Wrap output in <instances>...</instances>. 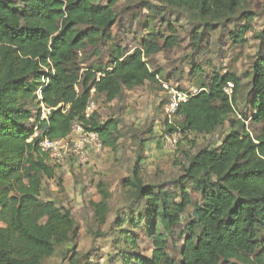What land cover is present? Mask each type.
Returning a JSON list of instances; mask_svg holds the SVG:
<instances>
[{"label":"trees","instance_id":"obj_1","mask_svg":"<svg viewBox=\"0 0 264 264\" xmlns=\"http://www.w3.org/2000/svg\"><path fill=\"white\" fill-rule=\"evenodd\" d=\"M248 1L158 0L159 7L150 1L144 6L153 19L162 8L187 14L204 27L196 35L202 39ZM118 3L0 0V264H45L71 243L70 251H76L79 226L71 209L45 194V180L57 178L58 164L41 151L39 141L45 136L65 138L80 122L99 133L104 147L116 150L123 135L121 122H101L98 111L85 116L91 90L111 103L127 90L159 82L162 70L151 57L179 43L169 25V35L150 31L131 50L119 42L111 44ZM244 15L245 26L230 34L234 43L254 30L253 13ZM254 39L257 50L242 118L236 109L242 79L219 71L177 113L185 139L189 134L212 135L228 123L220 144L182 150L183 173L160 184L144 181L142 158L137 157L124 181L130 206L113 223V264H264V27ZM105 45H110L105 66L81 65L80 57L89 48L96 53ZM198 71L195 68L192 76ZM228 82L235 84L232 96L224 89ZM41 101L53 108L48 122L36 119ZM248 122L258 129L250 130ZM35 125L41 135L31 140ZM145 144L141 140L142 149ZM189 188L199 192L200 202L193 201ZM107 189L99 184L101 200L90 204L98 224L108 220ZM189 207L194 212L183 219ZM169 241L175 245L172 252ZM146 242L148 248L142 245ZM70 261L79 262L76 256Z\"/></svg>","mask_w":264,"mask_h":264},{"label":"rangeland","instance_id":"obj_2","mask_svg":"<svg viewBox=\"0 0 264 264\" xmlns=\"http://www.w3.org/2000/svg\"><path fill=\"white\" fill-rule=\"evenodd\" d=\"M146 1L160 6L158 0H119L116 6L118 18L111 34V44L119 42L131 50L138 46L150 31L159 33V36H167L170 34L169 25L173 26L179 37L178 45L150 59L155 67L161 68L160 77L173 86L189 89L210 83L217 71L221 74L235 73L242 79L236 96L237 113L242 114L248 99L249 74L257 50L254 34L264 27V0H249L232 19L208 30L202 39L196 38V35L201 34L204 27L194 23L187 14L165 11L162 8L159 15L161 18L153 19L151 12L144 6ZM246 12L253 13L254 30L244 36L243 42L234 43L230 34L245 26ZM149 20V26L146 28L144 24ZM109 46L98 48L97 54L94 49L89 48L86 54L80 57L81 65L84 68L91 64L105 66ZM195 68L200 71L192 76ZM95 99L100 121L104 122L108 118L118 119L123 135L116 150L104 147L103 151L90 156L86 163L72 157L67 158L62 163H57V178L45 180V194L70 208L79 226L76 251H70L73 246L71 243L58 249L45 264H73L70 258L74 256L79 260L77 264H113L109 258L117 252L112 243L117 237L113 231V223L116 217L124 215L130 206L124 181L132 175L137 157L142 158L141 174L145 182H171L183 173L185 157L181 153L182 150L194 152L204 145L218 146L229 128L227 123L212 135L189 134L188 139H185V133L180 131L182 119L178 115L168 117L166 114L168 94L159 82L127 90L111 103L105 102L102 96H95ZM247 124L254 132L258 129L251 122ZM175 132L178 134L177 143L170 147L167 141ZM144 139L146 144L142 149L141 140ZM193 142L196 144L194 147ZM58 178L61 179V185ZM99 184H104L110 193V210L108 220L104 224H98L90 205L91 202L101 200ZM189 191L193 201L200 202L199 192L192 188H189ZM193 212L194 208L189 207L183 219H187ZM142 245L148 248L147 242ZM174 247L172 241H169L170 252Z\"/></svg>","mask_w":264,"mask_h":264},{"label":"built area","instance_id":"obj_3","mask_svg":"<svg viewBox=\"0 0 264 264\" xmlns=\"http://www.w3.org/2000/svg\"><path fill=\"white\" fill-rule=\"evenodd\" d=\"M82 56V53L79 54ZM102 73H98V79L101 77ZM45 85L48 83V80H43ZM159 83L161 84L164 91L168 94V102L165 106V111L168 117H173L177 115L180 106L187 102L191 97L199 94L202 89L198 87H191L189 89H182L179 86H173L169 81L159 78ZM235 88L233 82H228L224 89L225 91L232 96ZM96 89L91 90V97L88 102V105L85 110V116L90 118L97 110L98 103L95 99ZM39 98L42 99V88L39 91ZM40 111L37 113V118L41 122H48L49 116L53 108L47 106L43 101L40 102ZM39 115V116H38ZM239 118H242L241 114L237 113ZM35 133L31 140L34 137H39L41 131L38 125L34 127ZM178 132V131H177ZM178 134L175 132L168 138L167 144L170 147H174L177 143ZM30 140V141H31ZM39 147L42 152L48 155L49 159L55 163H62L67 158H75L82 163L89 161L90 156L94 153H98L104 150V144L100 138V135L97 131L89 130L80 122H75L71 128L70 133L65 138L51 139L47 136L43 137L39 141Z\"/></svg>","mask_w":264,"mask_h":264},{"label":"crops","instance_id":"obj_4","mask_svg":"<svg viewBox=\"0 0 264 264\" xmlns=\"http://www.w3.org/2000/svg\"><path fill=\"white\" fill-rule=\"evenodd\" d=\"M147 84V83H146Z\"/></svg>","mask_w":264,"mask_h":264}]
</instances>
